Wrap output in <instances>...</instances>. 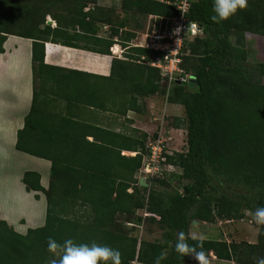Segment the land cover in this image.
Listing matches in <instances>:
<instances>
[{
    "label": "trees",
    "instance_id": "obj_1",
    "mask_svg": "<svg viewBox=\"0 0 264 264\" xmlns=\"http://www.w3.org/2000/svg\"><path fill=\"white\" fill-rule=\"evenodd\" d=\"M177 1L124 0L122 19L115 9L99 7L97 0H0V55L10 35L33 41L36 74L44 65L48 42L111 55L116 37L129 47L136 36L121 33L130 19L175 18L180 14ZM212 14V0H190L187 17L204 34L186 43L181 67L196 86L174 84L168 97L184 109V117L173 119L168 128L186 130L185 148L168 156L175 169L150 179L149 187L141 186L135 174L157 133L130 136L76 126L73 119L43 112L35 91L16 149L52 164L48 189L37 172L23 177L28 192L46 195V222L21 234L0 220V264H47L49 237L59 243L71 238L110 246L120 251L122 264H133L136 258L154 264L163 250L168 254L161 264H185L189 257H179L174 245L180 231L190 233L193 221L243 220L246 212L264 207V62L252 63L247 48V34L264 37V0H248L246 10L221 24L210 20ZM99 23L110 25L108 36L96 37ZM90 43L99 48H89ZM128 49V57L140 62L128 67L114 59L113 69L120 70L122 81H129L141 97L165 95L161 70L148 64L163 53ZM122 151L138 154L128 157ZM144 209L149 213L145 222L162 231L159 239L136 233ZM203 248L208 258L256 264L264 257V228L256 244L204 239Z\"/></svg>",
    "mask_w": 264,
    "mask_h": 264
},
{
    "label": "crops",
    "instance_id": "obj_2",
    "mask_svg": "<svg viewBox=\"0 0 264 264\" xmlns=\"http://www.w3.org/2000/svg\"><path fill=\"white\" fill-rule=\"evenodd\" d=\"M97 2L99 7L115 9L120 18H124V0ZM48 20L52 21L53 27L56 26L50 17ZM150 20L154 26L158 22L154 18ZM144 24L145 21L130 19L121 29V33L127 31L136 35L127 44L129 47H138L134 42L141 41L142 34H145ZM109 27L107 23L97 24L96 37L108 36ZM118 39L115 38L114 45L124 49L122 55H105L48 42L44 65L38 68L37 74L33 69L31 39L10 35L4 43L5 52L0 55V220L20 230L17 232L26 234L29 229L39 228L41 224L44 226L46 222V195L43 192H28L23 177L28 171L37 172L41 175L42 186L48 189L52 164L49 160L16 149L18 131L25 125L36 90L43 112L73 119L76 126L85 129H103L130 136L145 133L151 137L154 133L150 129L164 117L171 116L172 120L184 117L183 107L170 103L163 93L141 97L132 91L129 81H122L123 74L113 69L114 59L124 61L128 67L129 63L140 61L128 57L129 47H124ZM87 46L91 49L98 47L92 43ZM169 129L186 133L183 128ZM87 139L93 141L92 136H87ZM136 153L122 151V155L128 157H134ZM11 161L23 165V170L12 174L16 177L15 186L18 188L15 198L7 186L11 177ZM139 176L138 171L135 178L139 179ZM12 208L21 212L15 215L5 212ZM190 233H193L192 224Z\"/></svg>",
    "mask_w": 264,
    "mask_h": 264
},
{
    "label": "built area",
    "instance_id": "obj_3",
    "mask_svg": "<svg viewBox=\"0 0 264 264\" xmlns=\"http://www.w3.org/2000/svg\"><path fill=\"white\" fill-rule=\"evenodd\" d=\"M177 6L180 11L177 17L158 20L157 24L153 27V32H148L144 35L142 43L140 41L134 42L135 46L163 53V56L155 58L148 64L161 70V74L164 77L162 86L166 89L165 95L167 99L174 84L189 85V83L194 81V77L186 74L181 67L184 55L183 50L186 43L204 34L202 26L187 17L190 11V0H178ZM190 22L198 24V31L195 34L187 33V26ZM178 27L183 30L178 35H174L173 30ZM177 40L179 41L177 42ZM116 47L118 46L114 45L111 48V52L114 55L120 54L119 50H115ZM169 140L164 125L161 123L156 138L149 140L147 144L148 153L143 156V164L139 170V180L145 178L148 182L150 179L163 177L165 173L174 170V167L167 163L168 156L174 153L169 149ZM141 215L144 221H142L141 225H138L139 230L144 229L146 225L145 218L149 216V213L144 209ZM126 225L130 227L135 226L133 223H127ZM133 264L143 263H140L136 258Z\"/></svg>",
    "mask_w": 264,
    "mask_h": 264
},
{
    "label": "clouds",
    "instance_id": "obj_4",
    "mask_svg": "<svg viewBox=\"0 0 264 264\" xmlns=\"http://www.w3.org/2000/svg\"><path fill=\"white\" fill-rule=\"evenodd\" d=\"M248 0H212V15L210 20L215 24L227 22L238 12L246 10ZM183 29L178 27L173 30L178 35ZM198 24L190 22L187 33L195 34ZM179 40H177L178 42ZM252 222L259 228H264V207H258L250 213ZM189 240L195 243H189ZM203 235L180 231L174 245V251L179 257H189L196 264H210L207 252L203 248ZM47 252L50 254L47 264H122V256L119 250L107 245H100L93 241L91 244L76 243L69 238L63 243L49 237L47 240ZM167 250L161 251L155 258L154 264H161L167 258ZM256 264H264V257L258 258Z\"/></svg>",
    "mask_w": 264,
    "mask_h": 264
},
{
    "label": "rangeland",
    "instance_id": "obj_5",
    "mask_svg": "<svg viewBox=\"0 0 264 264\" xmlns=\"http://www.w3.org/2000/svg\"><path fill=\"white\" fill-rule=\"evenodd\" d=\"M150 19L151 18L148 19L146 18L144 24L145 34L148 32L150 33L153 32L152 30L154 27V22L151 21ZM145 34H142V38L144 37ZM142 38L140 43H142ZM247 48L250 54L249 59L252 63L264 62V37L254 34H247ZM118 50L120 54L123 53V51L121 52V47L119 46H118ZM172 118L173 117L171 116L164 117L163 119H161V121H158V123H156V125H154V127H152L150 131L152 133H158L159 126L161 123H163L166 131V135L170 139L169 149L173 152L182 151L183 148H185V141L187 135L182 131L172 132V130L168 128V124H172ZM173 137L174 140H172ZM20 170H23L22 164L18 165V163H16L15 161L10 162L11 177L9 178V183L7 186L11 188L10 194H12L14 198H15V193L18 192L17 191L18 188H16L15 186L16 177L13 176L12 174ZM173 186L178 187L177 183H174ZM5 212L7 213L9 212L10 214L13 213V215H15L17 214V212L20 213L21 210L12 208L9 210L8 209L5 210ZM44 218H45V214H44ZM41 225L39 227H42ZM16 230L20 231L17 228ZM192 231L198 237L203 235L204 239L236 241L238 243L249 242L254 244L258 243L259 234H260V228L254 225V223L252 222L250 212H246V217L243 220H229V221L218 220L215 223H207V222L195 220L192 222ZM136 233H140V238L146 240H152V241L155 239H159L162 235V231L159 230L156 225L150 223H146L144 229L136 231ZM209 261L210 264H235L234 262L218 260L216 257H213L212 255L211 257H209ZM185 264H196V262L193 259L189 258Z\"/></svg>",
    "mask_w": 264,
    "mask_h": 264
},
{
    "label": "water",
    "instance_id": "obj_6",
    "mask_svg": "<svg viewBox=\"0 0 264 264\" xmlns=\"http://www.w3.org/2000/svg\"><path fill=\"white\" fill-rule=\"evenodd\" d=\"M51 23H52V21L49 20V21H48V24L51 25ZM189 86H190V87H195L196 85H195L194 82H191V83H189ZM140 185L143 186V187H149V183L146 181L145 178H141V179H140Z\"/></svg>",
    "mask_w": 264,
    "mask_h": 264
},
{
    "label": "bare ground",
    "instance_id": "obj_7",
    "mask_svg": "<svg viewBox=\"0 0 264 264\" xmlns=\"http://www.w3.org/2000/svg\"><path fill=\"white\" fill-rule=\"evenodd\" d=\"M116 51H118V47H116V49H115Z\"/></svg>",
    "mask_w": 264,
    "mask_h": 264
}]
</instances>
